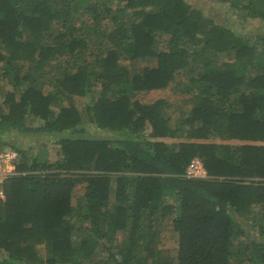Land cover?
<instances>
[{
	"label": "trees",
	"instance_id": "trees-1",
	"mask_svg": "<svg viewBox=\"0 0 264 264\" xmlns=\"http://www.w3.org/2000/svg\"><path fill=\"white\" fill-rule=\"evenodd\" d=\"M219 1L264 27V0ZM172 83L184 114L138 97ZM0 94V148L19 149L11 130L59 144L18 151L0 264H264V34L186 0H0ZM84 97L106 133L83 126ZM195 156L203 176L186 175Z\"/></svg>",
	"mask_w": 264,
	"mask_h": 264
},
{
	"label": "rangeland",
	"instance_id": "rangeland-1",
	"mask_svg": "<svg viewBox=\"0 0 264 264\" xmlns=\"http://www.w3.org/2000/svg\"><path fill=\"white\" fill-rule=\"evenodd\" d=\"M191 5L199 7L204 11L205 14L213 17L220 24L226 25L234 29L236 32L243 33L247 37L255 38L258 34H264V27L259 25L257 20H248L242 21L238 16L235 15L234 11L229 8L228 5L222 3L219 0H186ZM127 62V61H126ZM133 65L138 68L141 64L138 61H133ZM187 97V95H181ZM139 99L142 101H152L154 99L163 97L165 99L177 102L181 106V113L184 114L188 111L190 103H184L183 100L176 95L173 90V83L163 89H152L148 91H141L138 93ZM79 100V99H78ZM79 108L82 115V124L89 131L103 134L106 133V130L98 129L91 118L89 117V112L85 110V97L81 98L79 101ZM4 107L2 102V95L0 94V109ZM171 115L176 114L175 109L170 110ZM36 122V121H35ZM148 128L146 130L149 131ZM116 133L117 132H109ZM4 140L9 143L16 145L19 149L17 151L22 152L26 156H40L42 158H49L51 160L59 157L58 150L59 144L54 141V139L46 133H18L14 130H11L3 135ZM164 140H170L169 137H161ZM231 142H239L238 140H230ZM10 146V145H9ZM83 182H75V187L73 191V201L75 198L80 195L83 191ZM167 222L164 224V230L162 232V245L167 247L172 254L176 250V234L175 231L171 228V221L166 219ZM237 221L243 225L244 229L247 232H253V235L256 234V228L252 229L253 225L251 222L245 220L242 217H237ZM241 239V238H240ZM245 240L242 238V241ZM71 264V263H63Z\"/></svg>",
	"mask_w": 264,
	"mask_h": 264
},
{
	"label": "built area",
	"instance_id": "built-area-1",
	"mask_svg": "<svg viewBox=\"0 0 264 264\" xmlns=\"http://www.w3.org/2000/svg\"><path fill=\"white\" fill-rule=\"evenodd\" d=\"M18 151L10 146L0 148V199L5 198L4 180L17 171ZM186 175L203 176L206 170L199 157H193L186 167Z\"/></svg>",
	"mask_w": 264,
	"mask_h": 264
}]
</instances>
